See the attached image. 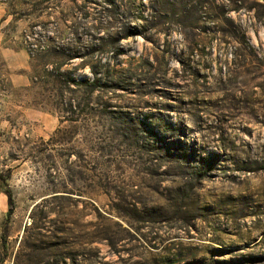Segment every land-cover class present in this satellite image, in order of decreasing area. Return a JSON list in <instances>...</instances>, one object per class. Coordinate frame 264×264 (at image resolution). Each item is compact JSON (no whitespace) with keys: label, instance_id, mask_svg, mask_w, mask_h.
<instances>
[{"label":"rangeland","instance_id":"rangeland-1","mask_svg":"<svg viewBox=\"0 0 264 264\" xmlns=\"http://www.w3.org/2000/svg\"><path fill=\"white\" fill-rule=\"evenodd\" d=\"M0 264H264V0H0Z\"/></svg>","mask_w":264,"mask_h":264},{"label":"trees","instance_id":"trees-1","mask_svg":"<svg viewBox=\"0 0 264 264\" xmlns=\"http://www.w3.org/2000/svg\"><path fill=\"white\" fill-rule=\"evenodd\" d=\"M100 73H98L96 71V69L94 70L93 72V76L95 77L96 81H99V78H98V75ZM8 198H9V204H10V210H9V216L13 214L14 210H15V204H14V201H13V197H12V194L9 192L8 194Z\"/></svg>","mask_w":264,"mask_h":264}]
</instances>
